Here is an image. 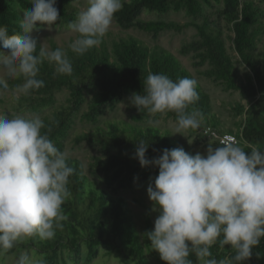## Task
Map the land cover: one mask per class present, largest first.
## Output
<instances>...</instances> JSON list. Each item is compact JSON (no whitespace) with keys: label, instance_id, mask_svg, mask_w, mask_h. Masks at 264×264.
I'll list each match as a JSON object with an SVG mask.
<instances>
[{"label":"trees","instance_id":"trees-1","mask_svg":"<svg viewBox=\"0 0 264 264\" xmlns=\"http://www.w3.org/2000/svg\"><path fill=\"white\" fill-rule=\"evenodd\" d=\"M76 1L56 0L60 14L56 24H69L78 19ZM123 1L121 10L114 18L125 29L138 27L159 36L167 30L182 32L189 26L196 27L198 39L185 45L181 52H194L197 66L209 65L205 71L208 78L223 84L227 90L241 92L249 106L239 104L236 107L237 113L245 116L238 138L242 139L249 155L247 145H256L264 151V52L257 54L258 41L264 35V7L260 3H264V0ZM216 6H222L218 10V18L213 17L217 12ZM32 7V0H0V26H6L10 35L22 34L19 11L31 10ZM144 11L159 16L184 11L193 20L185 24L143 20L141 15ZM223 21L226 28L234 33L230 38L240 61L247 68L245 77L241 76L229 53ZM40 46L38 42L37 54ZM0 52H3L2 47ZM66 55L72 63L73 73L70 76L57 74L55 65L45 60L40 65L37 77L43 80L44 87L31 91V96L24 99L29 107L39 109L53 105L58 91L64 88L70 90L69 106L57 112L53 118L43 120L45 128L42 133L48 135L56 147L63 145V138L72 127L73 116L87 102L89 92L93 93V98L85 117L97 122L109 107L121 103L127 94H143L149 73L165 74L173 82L184 77L196 79L171 51L163 47L151 49L134 37L114 42L112 50L102 42L82 56L71 49ZM5 79L8 88L24 82L22 77ZM197 82L199 99L189 107V111L198 109L203 119H207L216 129L219 123L213 115L211 95ZM167 114L177 120L175 113ZM83 138L101 145L105 154L104 157H98L95 164L118 189L133 187L140 175L143 182L151 181L154 165L142 167L135 158L140 141L149 146L146 153L149 160L162 155L164 149L180 148L171 133L155 126L142 127L131 123H110L107 129L99 128L96 132L85 134ZM216 142L217 146L224 145L219 140ZM67 163L74 168V173L68 185L71 196L62 206L66 217L61 221L62 227L56 229L51 239L42 241L33 237L18 244L7 254L33 249L44 257L46 264H68L63 258L64 251L72 252L78 259L82 254V246H86L88 260H94L99 257L101 248L105 247L108 254L115 253L133 264H150L151 256L159 264H165L146 236V233L154 230L151 216L148 214L145 217L142 232L126 199L115 197L91 182L82 160L67 157ZM252 252V257L243 264H264V238ZM211 253L210 258L216 259L232 258L236 254L229 246L221 249L218 243L211 248ZM189 259L197 264L194 254Z\"/></svg>","mask_w":264,"mask_h":264},{"label":"clouds","instance_id":"clouds-1","mask_svg":"<svg viewBox=\"0 0 264 264\" xmlns=\"http://www.w3.org/2000/svg\"><path fill=\"white\" fill-rule=\"evenodd\" d=\"M82 10L68 28L78 34L69 47L84 55L98 47L109 31L122 0H85ZM32 9H25L20 21L21 33L9 34L0 26V70L24 82L17 92L29 95L44 87L38 79L40 65L47 60L60 75L73 73L72 63L62 49L47 50L31 34L43 24L52 30L60 19L56 0H32ZM59 27V26H58ZM194 78L173 82L165 74L149 73L143 94L129 99L140 112L150 117L175 113L176 134L198 129L203 114L195 108L199 95ZM8 82L0 76V89ZM156 123V121H150ZM44 121L39 115L9 118L0 114V258L18 244L38 237L48 240L66 219L62 206L71 196L68 188L74 168L65 153L42 133ZM50 131V129H49ZM185 137V136H184ZM191 144L192 142L189 141ZM247 144V142H245ZM148 145L138 143L135 158L142 167L159 169L154 188L148 196L153 211L158 213L154 230L146 233L151 247L165 264H243L252 257V250L264 238V151L256 145L244 147L236 143L207 149V155H191L182 147L164 149L159 157L149 160ZM229 246L232 258H210L211 248ZM16 264H46L41 255L21 251Z\"/></svg>","mask_w":264,"mask_h":264},{"label":"rangeland","instance_id":"rangeland-1","mask_svg":"<svg viewBox=\"0 0 264 264\" xmlns=\"http://www.w3.org/2000/svg\"><path fill=\"white\" fill-rule=\"evenodd\" d=\"M123 2L124 1L122 0V4ZM260 3L264 7V3ZM75 5L79 9V14L87 7L85 0H77ZM219 9H222V6H216L215 11L217 12L213 14L214 18H218ZM19 12L22 19L23 12ZM141 19L164 20L168 22L173 21L182 24L191 23L193 20L184 11H173L165 16H159L155 13L144 11L141 15ZM76 21L77 20L74 22ZM223 24L224 26L226 25L224 21ZM37 29L38 30L34 31L31 35L38 40L40 45H44V47L49 51L62 49L67 54L70 50L69 45L78 37V34L72 32L66 23L53 25L51 31L48 30L47 25L43 24H38ZM225 31L229 53L232 55L241 76L245 77L247 68L240 61V57L234 50L233 41L230 38L231 36H234V33L226 28V26ZM131 37L137 38L151 49L163 47L175 54L182 61L184 66L192 72L203 88L211 95L213 115L219 123L218 128H216L219 131H217L213 128L212 124L208 123L207 119H202L200 127L195 130H188L184 132V137L180 134H176V121L169 117L168 114L163 116L157 114L154 117H150L147 114V110H142L140 112L136 107L132 106L129 98L133 94H137L135 92L127 94L121 103L115 105L114 107H109L107 112L100 116L97 122H92L85 117V114L89 111V104L93 98V93H88L87 102L83 105L80 111L73 116L72 127L70 128L68 135L63 138V145L61 147L57 146V148L60 152L65 153L66 157L82 160L85 165L86 175L89 177L91 182H94L102 189H106L115 197L126 199L138 224V228L143 232L145 217L149 214L152 218L154 226V221L158 216V213L153 211V203L148 196L149 186L151 185L153 188L155 186V178L159 174L158 168L153 166L151 181L143 182L140 175L133 187L118 189L115 184H111L109 182L106 174L99 170L95 164L97 158L104 157L105 154L101 145L93 143L87 138H83L84 135L96 132L99 128L107 129L110 123H119L121 125L131 123L135 126L142 127L155 126L162 129L164 132L171 133L173 140L187 153L191 155L192 153L194 155L200 153L206 156L209 145L211 144L213 147H217L216 141H221L220 138L211 136L208 132L209 128L216 131L220 137L228 139L229 143H234L233 141L236 139L238 140L236 144H239L241 147L245 145L242 142V139L238 138L240 125L245 116L238 114L236 107L239 104L248 107L249 102L244 99L241 92L227 90L223 84L208 78L205 75V71L209 69V65L205 64L197 66V59L194 56V52L189 54H183L181 52L185 45L198 39L197 29L195 26H189L182 32L167 30L162 32L159 36H154L153 34L141 30L138 27L125 29L119 24L117 19L114 18L112 25L107 34L103 37L102 42L112 50L114 42ZM2 49L5 54L9 51L4 48ZM263 52L264 35H261L258 41L257 54L261 55ZM0 76H3L4 78H11L7 76L6 71L4 70H0ZM17 86L0 89V114H5L9 118L14 116L30 117L32 115H39L42 120L46 118L51 119L57 112L68 107L70 104V90L64 88L56 93V100L53 105L33 109L29 107L24 100L25 97L31 96V93L29 95L19 94L17 92ZM150 121H156V123H150ZM189 141L192 143L190 144ZM21 251L25 250H18L13 254H6L5 257L0 258V264H16V260L18 259ZM27 251H29L30 255L34 254L36 257L41 256L33 249H27ZM63 258L68 264H133L132 262L124 260L115 253L111 255L108 254V250L105 247L101 248L99 257L94 260H88L86 246H82V254L80 258L77 259L70 251H64ZM150 264L159 263L151 256Z\"/></svg>","mask_w":264,"mask_h":264},{"label":"built area","instance_id":"built-area-1","mask_svg":"<svg viewBox=\"0 0 264 264\" xmlns=\"http://www.w3.org/2000/svg\"><path fill=\"white\" fill-rule=\"evenodd\" d=\"M208 132L211 134V136H214L215 138H220L221 142L223 144L229 143V140L223 137H220L216 131H214L212 128L208 129ZM234 143H237L238 140L234 139Z\"/></svg>","mask_w":264,"mask_h":264}]
</instances>
